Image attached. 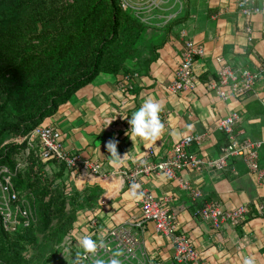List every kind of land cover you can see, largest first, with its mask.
<instances>
[{
    "label": "crops",
    "instance_id": "crops-1",
    "mask_svg": "<svg viewBox=\"0 0 264 264\" xmlns=\"http://www.w3.org/2000/svg\"><path fill=\"white\" fill-rule=\"evenodd\" d=\"M182 1L186 7L166 28L165 34L163 29L156 28L161 37L156 42L160 46L147 67H138L129 75L101 73L94 82L77 91L50 120L63 133L66 148L100 164L102 172L131 171L150 147L154 149L155 161L163 160L172 154L177 141L196 133L204 134V143L194 144L189 152L218 158L225 136L217 129V122L230 112L240 117L236 129L241 139L264 140V73L256 84V93L238 100H221L215 91L202 85L193 92L169 90L188 39L204 49V56L195 64L198 80L217 79L222 67L218 58L225 64L261 69L264 66L263 18L253 17L254 39L249 42L244 32L247 21L237 7L238 0ZM147 97H154L163 105L160 119L164 130L155 143L139 138L132 141L125 135L130 125L121 118L130 119ZM172 133L177 135L174 137ZM110 139L118 141L120 158L107 152L105 145ZM259 166L264 172V145L259 150ZM177 178L188 180L200 189L204 201L220 202L225 209L247 205L246 219L236 227L226 224L220 232L215 231L199 215L203 201L193 200L179 186ZM86 181L81 183L73 178L71 181L80 193L85 189L96 192L97 196L90 207L92 210L79 219L74 231L81 235L91 230L88 214L105 227L140 219L139 198H134L129 191L135 183L119 179L103 183L88 175L82 178V182ZM139 182L156 199L171 198L169 206L178 215L180 231L190 235L206 263L243 264L244 257L255 256L256 264H264V174L252 172L242 159H232L226 170L202 173L181 170L176 172V178L159 175L142 177ZM145 239L152 251L166 256L171 252L169 245L155 235L152 224L146 228Z\"/></svg>",
    "mask_w": 264,
    "mask_h": 264
},
{
    "label": "trees",
    "instance_id": "trees-1",
    "mask_svg": "<svg viewBox=\"0 0 264 264\" xmlns=\"http://www.w3.org/2000/svg\"><path fill=\"white\" fill-rule=\"evenodd\" d=\"M155 29L120 0H0V164L22 160L15 187L34 195L38 216L14 235L0 224V264H52L78 213L97 197L75 188L68 195L66 167L43 162L39 144L23 158L27 142L13 140L52 119L101 73L147 67L160 46Z\"/></svg>",
    "mask_w": 264,
    "mask_h": 264
},
{
    "label": "built area",
    "instance_id": "built-area-1",
    "mask_svg": "<svg viewBox=\"0 0 264 264\" xmlns=\"http://www.w3.org/2000/svg\"><path fill=\"white\" fill-rule=\"evenodd\" d=\"M167 2L169 0H120L123 10L130 11L142 23L150 27L168 26L182 13L183 1L175 0L171 8H176L174 13L157 15L156 11H166L162 5ZM237 7L247 21L244 32L248 41L251 42L254 39L251 21L255 16H261L264 20V0H238ZM152 28L155 29V27ZM203 56V47L194 40L188 39L184 42L180 63L175 71L174 80L169 86L172 93L193 92L199 85L215 91L221 100H238L256 93V84L264 73V66L259 70H253L248 67L225 64L223 59L218 58L222 67L217 73V79L201 81L195 74V64L197 59ZM50 120L36 126L24 137H18L13 141L18 146L27 142L26 150L22 152L23 158L28 157L30 149L39 144L37 154L43 162L55 161L59 165H64L68 195L75 188L71 182L72 178L81 183H88V181L82 182V178L87 175L90 178H99L103 183L119 179L123 182L139 184L138 191L143 193L137 202L140 219H129L114 227H105L88 214L87 223L91 230L80 235L73 229L80 218L86 217L85 214L89 213L91 208L80 211L68 237L62 244V251L52 264H73L77 252L81 253L80 264H92V255L83 254V250L78 245V239L84 235H90L94 240L104 241L105 246L97 249L96 258L111 259L112 253L119 250L122 253L119 257L121 264H208L202 258L190 235L180 231L178 215L169 206L171 198L165 196L162 200L156 199L140 184V178L159 175L176 178V172L181 170L198 173L205 170H226L232 159H242L252 172L260 176L264 174L259 166V150L263 147L264 140L241 139L236 129L240 122L236 112H230L217 122V129L225 136V143L218 158L211 159L202 154L189 152V148L194 144L202 146L204 143V134L196 133L184 136L177 141L172 154L163 160L155 161L154 149L150 147L138 158L131 171L116 170L111 173L102 172L100 164L84 158L82 154L69 151L65 146L63 133ZM10 143L8 140L3 146ZM23 165L22 160H17L12 167L0 164V224L3 234L14 235L21 229L32 228L38 222L34 195L21 193L15 187L14 179ZM177 179L179 186L185 189L193 200L203 201L198 211L199 215L215 231L220 232L226 224L236 227L246 219L249 213L247 205L225 209L220 202L204 201L202 191L193 187L188 180ZM149 224L153 225L155 235L169 245L171 252L168 256L152 251V248L147 245L145 231ZM74 245L75 250L70 251ZM64 257H67V260L63 259Z\"/></svg>",
    "mask_w": 264,
    "mask_h": 264
},
{
    "label": "clouds",
    "instance_id": "clouds-1",
    "mask_svg": "<svg viewBox=\"0 0 264 264\" xmlns=\"http://www.w3.org/2000/svg\"><path fill=\"white\" fill-rule=\"evenodd\" d=\"M163 110V105L161 102L156 100L154 97H147L139 108H137L129 119L128 116H121L122 119H126L130 125V129L126 131L127 135L132 141H135L139 138L142 141H147L149 143L157 142L164 130V124L161 122L160 113ZM175 137L177 134L172 133ZM118 141L115 139H110L105 147L108 153L114 158H120L117 152ZM139 184H132L130 186V194L134 198H139L143 195L142 192H139ZM78 245L83 250V254L92 255V264H121L119 257L122 255L121 251L116 250L112 253L113 258L103 259L96 258L95 253L98 248H103V240H94L90 235L81 236L78 239ZM81 253L77 252L75 259H73V264H80ZM243 264H256L255 256H246L243 259Z\"/></svg>",
    "mask_w": 264,
    "mask_h": 264
},
{
    "label": "rangeland",
    "instance_id": "rangeland-1",
    "mask_svg": "<svg viewBox=\"0 0 264 264\" xmlns=\"http://www.w3.org/2000/svg\"><path fill=\"white\" fill-rule=\"evenodd\" d=\"M174 2H175V0H169V2H167L166 4H163L162 7H163V9H165L166 11H165V12L156 11L157 15H169L170 13H174L176 8L171 9V8L174 6ZM182 3H183V8H185V7H186V3H185V1H183ZM171 23H172V22H171ZM171 23H170V24H171ZM170 24H169V25H170ZM169 25H168V26H169ZM168 26H164V25H162L161 27H157V26H152V27H155V28H157V29H161V30L163 29V30H164V34H165L166 28H167ZM157 29H155V30H157ZM155 30H154V31H155ZM155 32H156V31H155ZM156 33H158V32H156ZM164 34H163V35H164ZM153 35H154V37H155V34H153ZM158 35H160V34H158ZM65 239H66V237H65ZM73 250H75V245L71 248L70 251H73ZM63 259L67 260V257H64Z\"/></svg>",
    "mask_w": 264,
    "mask_h": 264
},
{
    "label": "bare ground",
    "instance_id": "bare-ground-1",
    "mask_svg": "<svg viewBox=\"0 0 264 264\" xmlns=\"http://www.w3.org/2000/svg\"><path fill=\"white\" fill-rule=\"evenodd\" d=\"M31 162V161H30ZM51 164V163H50ZM52 169V168H51Z\"/></svg>",
    "mask_w": 264,
    "mask_h": 264
}]
</instances>
